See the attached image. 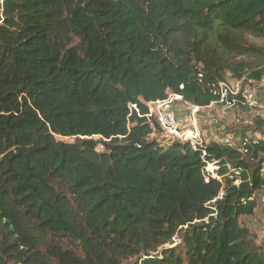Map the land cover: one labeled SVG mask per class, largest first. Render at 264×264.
<instances>
[{
	"label": "trees",
	"instance_id": "obj_1",
	"mask_svg": "<svg viewBox=\"0 0 264 264\" xmlns=\"http://www.w3.org/2000/svg\"><path fill=\"white\" fill-rule=\"evenodd\" d=\"M245 33L264 42V0H0V264H264L239 223L264 141L165 144L143 116L264 77Z\"/></svg>",
	"mask_w": 264,
	"mask_h": 264
},
{
	"label": "rangeland",
	"instance_id": "obj_2",
	"mask_svg": "<svg viewBox=\"0 0 264 264\" xmlns=\"http://www.w3.org/2000/svg\"><path fill=\"white\" fill-rule=\"evenodd\" d=\"M244 41L247 44L257 47L264 45L262 39L254 37L253 35H250L248 33L244 34ZM250 60V57L240 56L235 57L233 61L248 62ZM232 78L234 77L231 72L226 71V81H232ZM257 90L259 91L258 96H256V99L258 100L261 96H264V86L260 87ZM260 105L261 107L250 109L240 108L236 106L230 108L221 105H213L212 107L201 110L196 115V126L200 130V132L204 134L203 139L206 141V144L209 142V139H214L219 144H221L222 139L228 140L229 138L232 139L233 142H236L237 139L232 133L239 129H246L245 133L248 137H250L252 134L253 136L251 137H254V139H262L264 141V138L259 136V132H256L254 134L252 133V131L255 129V121L261 119L264 125V104ZM173 106L177 111V116L181 115V117L185 118L187 110L182 105V103H175ZM183 124H188L187 128L191 127V122L189 123L188 119L186 118L183 121ZM56 140L69 143L73 142V139L70 138L56 137ZM163 142L165 144L168 143L164 140ZM214 168V165H209L208 171L214 170L215 176L217 167L216 169ZM205 173L211 175V173H207L206 171ZM262 174L264 176V169L262 171ZM255 200L257 206L253 215L248 217H241L239 223L241 227H244L248 231V237L246 239L248 248L255 250L264 259V188L262 189V191L255 194ZM178 238V236H175V240L173 241L172 246H175L179 243ZM134 262L135 259H130L123 264H134Z\"/></svg>",
	"mask_w": 264,
	"mask_h": 264
},
{
	"label": "built area",
	"instance_id": "obj_3",
	"mask_svg": "<svg viewBox=\"0 0 264 264\" xmlns=\"http://www.w3.org/2000/svg\"><path fill=\"white\" fill-rule=\"evenodd\" d=\"M264 86V77L258 81L252 78H248L246 75L240 79L232 81H223L217 85V93L219 100L216 103H211L207 108L213 105H221L225 107H246L258 108L260 104H264V96H261L258 100L260 87ZM260 102V103H259ZM175 103H182L187 110L185 118L188 119L190 128H187L188 124H183V120H180L177 116V111L174 109ZM132 110L136 112L138 116L139 110L135 105L130 106ZM148 112L143 115L148 122H156L161 131V139L170 143L173 141H180L188 143L191 148H202L206 145V141L203 139L204 134L196 126V115L202 110L200 107L193 106L183 101L180 95H168V97L162 101L151 102L147 104ZM206 109V108H205ZM221 144L225 146H232V139L221 140ZM202 156H205V152L202 150ZM213 164H207L205 171L211 173L214 176V170L208 171V166ZM216 169V167L214 168Z\"/></svg>",
	"mask_w": 264,
	"mask_h": 264
},
{
	"label": "crops",
	"instance_id": "obj_4",
	"mask_svg": "<svg viewBox=\"0 0 264 264\" xmlns=\"http://www.w3.org/2000/svg\"><path fill=\"white\" fill-rule=\"evenodd\" d=\"M178 118H179L180 120H183L184 117H181V115H180V116L178 115ZM202 134H203V133H202Z\"/></svg>",
	"mask_w": 264,
	"mask_h": 264
}]
</instances>
